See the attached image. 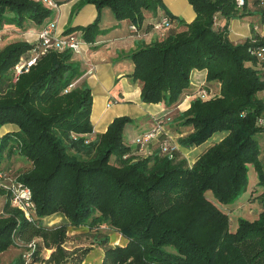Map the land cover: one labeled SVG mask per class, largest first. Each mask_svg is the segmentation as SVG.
Here are the masks:
<instances>
[{
    "label": "trees",
    "instance_id": "trees-1",
    "mask_svg": "<svg viewBox=\"0 0 264 264\" xmlns=\"http://www.w3.org/2000/svg\"><path fill=\"white\" fill-rule=\"evenodd\" d=\"M54 1L58 5L67 0ZM188 2L194 19L180 18L172 27L175 16L163 14L170 26L162 39L130 54L134 64L130 76L141 82L140 99L145 103L173 106L184 95H193L189 107L178 115V124L192 130L178 143L193 148L218 137L191 163L179 149L171 157L161 153L157 143L151 153L140 155L139 145L133 148L124 138V127L132 120L128 116L115 117L105 132L92 138L91 89L84 81L76 84L83 71L73 52L49 49L38 54L14 80L15 64L35 56L38 41L20 39L0 47V128L16 126L0 136V162L19 155L31 163L15 180L30 188L36 214L27 220L10 205L9 191L0 187L5 197L0 254L34 241L33 264H81L86 252L72 257L64 247L69 228L106 225L125 242L105 248L99 264H264V192L257 218H239L234 231L228 215L217 206L232 204L246 192L251 166L264 189L259 144L264 134V69L259 64L264 58L256 55L264 36L254 34L233 43L226 25L216 27L218 17L227 22L259 14L264 21V0L250 4L244 0L242 6L236 0ZM81 3L95 5L96 18L69 27L62 35L86 43L102 32L98 24L104 7L115 19L135 24L139 33L146 30L141 29L145 13L163 8L162 0ZM159 14L146 28L153 30ZM50 15L42 0H0V30L8 24L23 32L30 24L40 29L51 21ZM194 69L206 70V84L217 83L219 92L212 94L206 85L197 90L205 89L207 98L195 96L197 90L188 93ZM207 191L218 203L207 197ZM51 215L62 221L43 224ZM47 249L48 257L43 254Z\"/></svg>",
    "mask_w": 264,
    "mask_h": 264
},
{
    "label": "crops",
    "instance_id": "crops-1",
    "mask_svg": "<svg viewBox=\"0 0 264 264\" xmlns=\"http://www.w3.org/2000/svg\"><path fill=\"white\" fill-rule=\"evenodd\" d=\"M80 0H67L58 4L54 9V15L49 17L48 20H57L59 31H65L67 28L75 25H86L92 22L98 11L93 4H83L82 9L74 10V7ZM252 0H248L250 4ZM163 8L153 14L152 12L145 13V20L141 26V30L144 33L140 35L134 34L129 29L131 24L128 20H117L113 16L111 10L104 7L100 11L99 29L102 31L96 36L93 43L82 44L81 52L75 54L73 58L81 64L83 71L82 76L76 81L77 83L85 82L92 94V107H91V123L93 125V132L91 137L105 132L111 121L118 116H128L131 120V126H134L139 130L135 136H129L125 133L126 125L124 127V138L131 147H135L133 141L136 137L145 134L148 127L152 128L155 118L165 116L169 119L175 117L185 111L192 100V95L189 97L184 95L180 101L173 106H165L163 103H145L140 99L141 82L135 81L130 76L134 69L133 61L130 54L146 44L152 41L162 39V36L146 28L147 24L153 22L155 18L166 13H170L175 16L172 27L179 24L178 19H184L186 22H190L195 17V12L188 0H162ZM253 8H257L252 6ZM85 8V9H84ZM85 10L84 15L78 18V14L82 10ZM73 10L76 13L73 18ZM77 11V12H76ZM11 26L10 24H8ZM146 25V26H145ZM226 25L227 37L233 43H242L247 38L254 34L264 36V21L261 20L259 14H253L244 16L242 18H232L225 22L222 17H218L216 21V27H223ZM7 25H4V27ZM39 27L30 24L29 27L22 35H25L26 41L33 42L36 36L30 31H36ZM32 33V34H31ZM18 33H15V35ZM5 40L10 36L4 35ZM264 69V61L259 64V68ZM191 90L188 93L195 92L200 87H205L206 84V70L194 69L190 75ZM210 88L212 94L218 93L220 86L217 83H212ZM178 122V120H176ZM129 124V123H128ZM172 123L167 121L166 131L172 134L174 141L178 136H182L185 133H179L171 130ZM177 129L176 126H174ZM181 129L183 126L178 125ZM16 130V126L12 124H6L0 128V136L8 131ZM192 128L188 131L190 132ZM187 132V133H188ZM224 134H220L219 138H222ZM264 135V134H263ZM264 140V139H263ZM200 146L194 147L191 151H195ZM181 150V148L179 149ZM183 150V149H182ZM184 149V153H185ZM182 151V152H183ZM187 151V150H186ZM189 151V152H191ZM181 152V153H182ZM193 153L192 159H194L196 153ZM188 161L187 155H184ZM19 157L15 155L13 158ZM21 158V156H20ZM193 161V160H192ZM10 181L5 180V183ZM5 203V197L0 194V214L3 213V206ZM16 246V245H15ZM18 261L20 263V246ZM45 254L48 256L50 250H46ZM103 257V254H102ZM102 261V260H101ZM100 261V262H101ZM16 263V262H15Z\"/></svg>",
    "mask_w": 264,
    "mask_h": 264
},
{
    "label": "rangeland",
    "instance_id": "rangeland-1",
    "mask_svg": "<svg viewBox=\"0 0 264 264\" xmlns=\"http://www.w3.org/2000/svg\"><path fill=\"white\" fill-rule=\"evenodd\" d=\"M82 5L83 4L81 3V0H80L78 4L74 7V10L82 9L83 8ZM57 6L58 5L49 6V8L51 9L50 17L54 15V9H56ZM84 9L80 12V14H78V18H81L84 15L85 13ZM75 14L76 13L74 12L73 18L75 17ZM59 29L60 27L58 26V22L56 20V31H59ZM15 33H18V34L15 35ZM22 34H23V30H20L18 27L14 25L5 26L4 28L0 30V47L12 41H16L20 39L21 40L27 39L26 36ZM4 35H7V36L9 35L10 38L5 40ZM176 120H178V117L177 119L175 117H172V119L167 120L169 123H172L173 125L171 128L172 132L175 130L179 133L180 132L187 133L191 129V127H183L179 129L178 128L179 124L178 122H176ZM155 126H156V123L154 122L152 125V128L148 127V129H146L147 131L146 133L154 130ZM166 126H167V123H165L163 126L165 131H166ZM174 126H176L177 129H175ZM125 128H126L125 133L129 136L133 137L137 133H139V130H137V128H135L134 126H131L130 122L129 124L127 123ZM169 135H172V134L169 133ZM215 136L218 137V135H214L213 137ZM179 137L180 136H178L176 139H178ZM261 137H264V135L261 134L259 137V144H261V147H262L260 159L262 158V160L264 161V140H263L264 138L262 139ZM212 138L207 140L205 143L201 144L200 147L196 149L197 152L207 147L210 141L212 140ZM154 139L155 138L151 137L150 140L152 141L149 142L150 144H147V146L149 147V150H152L153 146L156 145V141ZM175 144L177 145L178 149L181 148L180 150L181 152L184 149H186L187 151L185 150V153L183 151L182 154L183 156L187 155L188 159L192 161V157L194 155L193 153L195 151H191V150L194 147L185 148L178 143V140H176ZM140 155H144V154H140ZM4 157H5V154H4ZM30 164L31 163L28 160L22 157L20 158V156L16 158H12V159L8 158L7 161L3 160L0 162V170L5 174L4 178L7 181H11V180H14L20 172L28 169L30 167ZM248 177H249V184H248V188L246 192L243 193L234 203L228 204V205H223V204L217 205L218 207H220L222 211H224L228 215L229 228L231 231L232 230L234 231L237 228L239 218L242 217V218H246L249 220H253L257 218L259 212L261 211V201L260 200H261V194L264 192V189L261 186H259L256 172L254 171L252 166L249 168ZM206 195L213 202L218 203L216 199L212 196V193L210 191H207ZM61 221H62V217L57 216V215L47 216V217H44L42 220L43 224L47 226L57 225ZM105 238L108 239L106 243L103 242ZM124 242L125 241L121 237L119 232L110 228L109 226L101 225V227L97 229H89L85 226H81L77 228H74V227L69 228L68 239L66 240L64 247L65 249H67L69 252L72 253L71 254L72 257H79L80 254H82L83 252H86L85 258L81 264H99L100 261L102 260V254H104L105 248L122 245L124 244ZM20 248H21L20 249V253H21L22 247ZM50 252L51 250L48 253ZM18 253H19V248L17 246H11L10 248H8L7 250H5L4 252L0 254V264H19V261H18L19 254ZM46 253H47L46 250L43 251L44 255ZM67 264H76V263L69 262Z\"/></svg>",
    "mask_w": 264,
    "mask_h": 264
},
{
    "label": "built area",
    "instance_id": "built-area-1",
    "mask_svg": "<svg viewBox=\"0 0 264 264\" xmlns=\"http://www.w3.org/2000/svg\"><path fill=\"white\" fill-rule=\"evenodd\" d=\"M47 6H55L57 5L54 0H42ZM237 6H242L244 0H236ZM170 26V21L167 16L163 15L159 21L154 23L153 31L159 33L163 36L164 31L167 27ZM129 29L132 33L140 35L137 26L135 24H130ZM36 36V41H38L37 54L27 60H22L15 64L13 68V79L15 80L17 76L23 71H27L28 67L35 63V60L38 54H43L47 52L49 49H55L58 51L69 50L74 54H79L81 52L82 44L84 43L79 37L76 36H65L62 35V31H56V21L51 20L47 22L44 26L36 31H30ZM31 33V34H32ZM256 55L260 58H264V46L256 49ZM195 96H199L202 99L207 98L209 94L203 88L196 91ZM191 97V95H188ZM193 96V95H192ZM169 118L165 116L155 118V129L137 137L133 143L134 145H139L138 152L139 154L147 155L151 153L147 144L152 141L150 138H155L158 148L161 153L172 156L174 150L178 149L175 144L174 138L172 135H169L167 131L164 129V124L167 123ZM164 134V138L160 139V137ZM190 163L192 161H189ZM4 173L0 171V187L5 188L9 191V200L10 205L13 208L20 210L24 217L27 220H33L36 217L35 207L32 201V194L30 188L23 185L21 182L11 180L10 183H5ZM36 251L35 242L28 243L24 248H22V252L20 253V263L19 264H33V259ZM48 257V256H46Z\"/></svg>",
    "mask_w": 264,
    "mask_h": 264
}]
</instances>
